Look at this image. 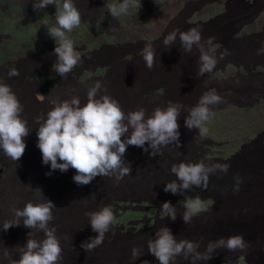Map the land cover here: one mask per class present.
Returning <instances> with one entry per match:
<instances>
[{
    "label": "rangeland",
    "instance_id": "1",
    "mask_svg": "<svg viewBox=\"0 0 264 264\" xmlns=\"http://www.w3.org/2000/svg\"><path fill=\"white\" fill-rule=\"evenodd\" d=\"M107 2L121 0H73L81 13V24L67 35L81 61L62 78L53 69L56 42L47 35L45 26L55 25V5L35 11L33 0H0V82L8 84L16 94L23 107L21 117L26 121L28 116L35 120L46 115L52 107L51 99L63 101L78 96L83 106L88 88L97 80L102 83V93L106 91L117 100L126 113L144 109L147 116L156 107L175 103L181 106L180 144L162 146L155 157L149 155L152 149L148 142L144 146L148 153L142 147L128 145L124 159L132 169L130 175L119 182L114 177L97 176L83 186L73 181L76 171L72 168L66 172L57 169L48 175L50 164L43 163L37 143L27 145L15 162L0 150V224L15 218L13 208L48 199L57 206L49 227L56 229L62 248L58 264H158L147 244L162 225L169 227L178 239L203 238L199 251L205 250L208 241L220 237L242 234L247 238L246 249H219L212 259L198 264H252L249 248L255 254L253 264H264V172L260 171L264 168V53L259 51L264 49V0H159L160 7L154 0H141L138 12L130 9L128 15L118 19L108 13ZM191 28L201 31L202 41L214 38L218 59L214 70L196 75L199 53L185 67L186 53L177 39L172 45V57L166 54L164 65L166 72L168 67L176 69L177 64L182 65L177 71L178 86L170 72L152 75L154 69L145 67L141 58L147 43L156 49L155 65L161 67L157 54L164 48V36ZM225 50L228 54L219 59ZM11 67L17 68L20 75L10 78ZM173 88H177V93H172ZM210 90L223 99L211 106L215 115L206 123L207 131L200 139L199 129L189 130L185 119L187 110ZM38 93L45 96L43 100L38 99ZM27 122L30 128L39 127L35 121ZM131 131L122 139H127ZM181 161L227 163L231 167L227 173L210 174L207 189L194 186L182 194L165 192L167 182L176 179L170 173L171 166ZM244 173L262 179H242L238 191L234 181V187L219 193L223 184L232 181H225L226 178H242ZM196 197L206 210L186 224L183 204L185 199ZM164 202L176 208L175 221L161 216ZM105 206L112 209L116 223L105 234L103 243L87 253L81 243L98 235L92 230L88 214ZM246 225L252 227L254 237L245 234ZM30 232L38 241L45 238L42 231L27 228L22 222L0 230V264H14L20 259V248L26 245ZM134 247L143 254L132 261ZM175 264L190 262L181 256Z\"/></svg>",
    "mask_w": 264,
    "mask_h": 264
},
{
    "label": "clouds",
    "instance_id": "2",
    "mask_svg": "<svg viewBox=\"0 0 264 264\" xmlns=\"http://www.w3.org/2000/svg\"><path fill=\"white\" fill-rule=\"evenodd\" d=\"M154 2L160 7L159 0ZM49 5H55L56 8L55 25L45 24L47 35L56 42L54 49L56 62L53 69L60 77L65 78L81 61L79 52L74 48V42L67 35L79 28L81 13L73 0H33L35 11H41ZM105 7L113 18L118 19L122 15H128L130 9H136L138 12L141 0L107 2ZM177 39L183 54L192 53L194 48L198 50L196 72L198 77L214 70L218 59L215 55L213 37L202 41L201 31L197 28L188 31L174 30L164 36L162 40L164 48L171 50ZM259 51L264 53V49ZM227 54V50L220 53L219 59H223ZM141 58L149 70L155 66L156 49L151 43H147L143 48ZM19 75L17 68H9L10 78ZM86 95L87 102L83 106L78 96L63 101L51 99L49 103L52 107L46 115L35 117V122L39 125L37 147L42 153L43 163L50 164L51 167L48 175L57 169L66 172L72 168L76 171L73 181L80 186L91 183L97 176L114 177L119 182L132 171L130 164L126 165L124 159L128 145L142 147L145 153H148L150 147L152 151L149 155L155 157L162 146L180 144L178 117L181 114V106L169 103L165 108L156 107L151 115L147 116L144 109L126 113L117 100L106 91L102 93V83L99 80L88 88ZM44 97L38 93V99L43 100ZM222 99L215 90L203 93L197 104L187 110L189 115L185 119V127L189 130L199 129L200 139H203L207 131L205 125L215 115L211 106L221 103ZM22 111L23 107L11 87L0 82V150L5 157L14 162L23 156L26 148L23 138L30 132L28 122L21 117ZM129 129H132L130 135L127 139H122L129 133ZM146 142L148 147H144ZM230 167L231 165L227 163L181 161L171 166L170 173L176 179L167 182L164 191L182 194L194 186L207 189L210 174H216L218 171L227 173ZM241 181L242 178L237 176L236 191L239 190ZM36 189L42 192L41 189ZM183 206L186 211L182 213V218L186 224H191L194 216L206 210L199 197L185 199ZM56 207L55 203L48 199L38 203L28 202L23 208L12 209L15 217L13 220H5L0 224V230L6 231L13 226H19L22 222L25 227L44 233L45 238L41 241L32 238V232L28 234L30 238L26 245L20 248V259L14 264H58L62 248L55 235L56 229L49 227V223L54 219L53 209ZM161 216L170 217L175 221L176 208L170 202H164ZM88 218L93 232L98 235L81 243V247L87 253L103 243L105 234L116 223L112 209L107 206L90 212ZM202 244L203 238L198 241L178 239L169 227L162 225L157 229L155 237L148 241L147 249L156 257L158 264H175L176 258L181 256L190 264H198L200 261L212 259L213 254L219 249L235 252L248 247L242 234L210 240L205 250L199 251ZM142 254L141 250L134 247L131 260H137ZM142 264L149 262L143 261Z\"/></svg>",
    "mask_w": 264,
    "mask_h": 264
},
{
    "label": "bare ground",
    "instance_id": "3",
    "mask_svg": "<svg viewBox=\"0 0 264 264\" xmlns=\"http://www.w3.org/2000/svg\"><path fill=\"white\" fill-rule=\"evenodd\" d=\"M7 11V10H6ZM19 16V15H18ZM173 50H174V48H172L171 47V50H166L165 48H161L160 50H158V60H160V62H161V67H159L157 64L155 65V67H153V73H152V75H161V76H163V75H165L166 73L168 74V72H170V74H171V77H172V79L174 80V83H175V85H177L178 86V75H179V72H177V71H180V67L182 66V65H179V64H177V68L175 69V67H168V72H166L165 71V65H164V60H165V56H166V54H170L171 55V57H172V54L171 53H173ZM199 52H198V50H196L195 48L193 49V52L192 53H186V54H184V56H185V59L183 58V60H184V62H183V65L185 66V67H188L190 64H191V59H194V57H196L197 56V54H198ZM159 63V62H158ZM175 63V62H174ZM176 64V63H175ZM170 66V65H169ZM128 69V68H127ZM126 69V70H127ZM161 69H163V70H161ZM129 72L130 73H135V71L133 70V69H129ZM145 72V71H144ZM150 73V72H149ZM148 73V74H149ZM125 74V73H124ZM139 74V73H138ZM126 75V74H125ZM129 75V74H128ZM145 75V74H144ZM131 76V75H130ZM133 77V76H132ZM132 77H130V78H132ZM128 78H129V76H128ZM139 78H140V76H139ZM138 78V79H139ZM142 78V77H141ZM147 78V77H146ZM137 79V80H138ZM143 79V78H142ZM148 79V78H147ZM129 81H131L130 79H129ZM172 81V80H171ZM133 83V82H132ZM138 84V83H137ZM135 85V84H134ZM174 85V86H175ZM131 86V85H130ZM136 88V87H135ZM195 89V88H194ZM191 91V90H190ZM189 91V92H190ZM175 92L177 93V88H173V91H172V93L173 94H175ZM131 94V93H130ZM125 95V94H124ZM123 95V96H124ZM174 96V95H173ZM29 117V119H27V121H35L34 120V116H28ZM38 127H36V129H34V127H31L30 128V132H29V134L26 136V137H24L23 139H24V141H25V143H26V146L27 145H35V143H38V136H37V131H38V129H37ZM35 130V131H34ZM188 140H189V138H188ZM183 142H185V141H187V140H182ZM260 171L261 172H264V168L263 169H260ZM237 176H240V175H236L235 177H236V179H228V178H226V180L225 181H231L230 183H228V184H223V186H222V188H221V190H220V192L219 193H225V191H227L226 190V188H231V187H234L233 186V182L234 181H237ZM210 177V176H209ZM254 178V180L255 181H260L261 179H262V177H260V176H257L256 175V177L254 176V175H250V174H247V173H244L243 175H242V179H243V181H245V180H247V179H253ZM210 179V178H209ZM212 179V178H211ZM217 179V178H216ZM253 180V181H254ZM254 181V182H255ZM214 184V183H213ZM193 189H195V188H193ZM231 190V189H230ZM219 193H215L214 195H217L218 196V194ZM214 198H217V197H214ZM246 233H249V235H248V237H254L255 235H254V231L252 230V227H250L249 225H246V229H245V234ZM245 240L246 241H248L247 240V238L245 237ZM250 251V257H252V264H253V262H254V260H253V256L255 255V254H253L252 253V251H251V248H249L248 249V251L247 252H249ZM259 261V259L258 260H256V262H258ZM255 262V263H256Z\"/></svg>",
    "mask_w": 264,
    "mask_h": 264
}]
</instances>
